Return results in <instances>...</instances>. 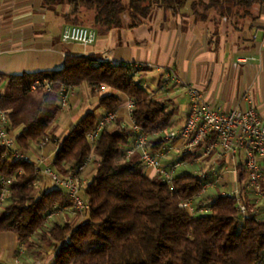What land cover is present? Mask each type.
I'll return each instance as SVG.
<instances>
[{
	"label": "trees",
	"instance_id": "obj_1",
	"mask_svg": "<svg viewBox=\"0 0 264 264\" xmlns=\"http://www.w3.org/2000/svg\"><path fill=\"white\" fill-rule=\"evenodd\" d=\"M48 1L74 5L70 15L73 25H84L87 13L93 12L91 26L98 34L122 27L126 13L130 25L138 26L156 5L173 14L189 7L196 21L218 27L225 19L229 27L241 30L246 19H256L255 7L264 4V0ZM138 68L68 55L60 70L12 76L8 92L0 95V106L12 127L25 126L16 137L17 146L27 150L32 141L49 137L46 130L60 112L56 103L59 89L84 82L113 90L100 99L106 112L117 111L122 103L118 93L133 98L132 118L150 136L170 127L174 111L167 102L151 98L150 90L137 76ZM35 82H50L52 89L39 88L41 94L33 97ZM97 120L93 111L81 117L58 142L50 164L65 174L81 165L90 153L96 157L93 174L82 193L89 207L76 225L46 220L54 208L71 207L69 197L61 188L45 190L35 185V163L8 158L0 147V178L16 176L8 204L0 209V232H14L22 241L47 232L56 248L52 264H257L264 253V220L241 197L219 195L208 214L191 216L180 203L201 192L202 179L182 174L170 189L159 176L149 177L137 156L126 157L131 135L120 119L115 120L113 129H103L92 150L88 134ZM240 202L246 204L247 216L241 214Z\"/></svg>",
	"mask_w": 264,
	"mask_h": 264
},
{
	"label": "crops",
	"instance_id": "obj_2",
	"mask_svg": "<svg viewBox=\"0 0 264 264\" xmlns=\"http://www.w3.org/2000/svg\"><path fill=\"white\" fill-rule=\"evenodd\" d=\"M73 12L74 5L68 3L0 0V95L8 92L12 76L60 70L68 55L91 56L106 58L111 63L141 64L137 76L151 91L163 82L166 72L172 69L183 82L202 91L209 103L221 106L225 111L237 105L248 107L244 95L250 91L254 106L264 118V4L255 7L256 19H246L241 30L229 27L225 19L218 27L196 21L188 7L173 14L156 5L150 16L138 26L132 27L129 15L124 14L122 27L98 34L95 43L84 46L82 50L76 47L78 43L62 40L64 27L73 24L70 17ZM87 17L92 18L93 12H88ZM112 92L108 86L95 91L88 82L70 86L68 106L60 108L58 116L46 130L51 140L44 146L39 141H32L29 148L23 150L29 160L49 166L58 150V142L87 112L93 111L97 117L103 115L106 111L101 107L100 99ZM118 95L122 103L117 109V119L128 129L130 114L123 106L127 96L123 93ZM153 98L167 102L169 109L174 111L172 124L167 130L183 126L190 104L179 85L168 81L166 88L155 93ZM59 101L58 92V105ZM115 124L109 125L110 128L113 129ZM10 127L15 138L25 128L24 125L12 127L11 120ZM150 142L155 151L162 150L163 134L159 132L151 136ZM168 145L170 150L165 152L163 162L167 165L183 162L177 176H198L202 171L208 172L207 180L202 181H209L211 185L192 198L188 214L200 215L203 201L212 203L219 195L238 193L242 202L247 203L260 220H264V176L261 192L247 186L246 174L242 176L245 172L242 153L216 160L214 154L208 157L183 154L182 140L169 142ZM134 156L138 157L137 154ZM260 163L264 167V161ZM145 171L149 177L157 176L152 167L145 168ZM44 179L39 185L47 190L51 186ZM58 209L60 212L50 223L78 224V218L73 216L69 207ZM40 235L22 241L14 232H0V264H33L37 261L52 264L56 248Z\"/></svg>",
	"mask_w": 264,
	"mask_h": 264
},
{
	"label": "built area",
	"instance_id": "obj_3",
	"mask_svg": "<svg viewBox=\"0 0 264 264\" xmlns=\"http://www.w3.org/2000/svg\"><path fill=\"white\" fill-rule=\"evenodd\" d=\"M97 30L93 27L85 25H67L62 31V40L64 42H74L84 46L91 45L97 40ZM98 61L109 62L106 58H99ZM135 67H141V64H133ZM168 81L179 85L189 98V110L182 127L172 129H164L162 150L155 151L150 142L151 136L143 132L132 118V112L135 107L133 98L126 97L123 106L130 114V126L128 132L132 141L126 146V157L131 158L134 154L138 155V159L143 162L145 168L152 167L155 169L157 176L164 181L170 189H173L174 182L177 177L178 168L183 162H175L174 164H165L163 157L165 152L170 150L169 142L182 140L183 154L191 157L210 155L216 156V160L224 159L229 155L243 154L242 164L247 178V186L255 191L261 192V180L264 176V167L260 163L264 161V118L260 116L253 104L252 93L248 91L244 95L247 100L248 107L235 106L229 111H225L221 106H214L208 102L205 95L195 86L185 83L181 80L176 71L169 69L163 79V82L153 91L150 89L151 98L154 94L166 88ZM69 87L63 85L59 89L60 108L68 106ZM105 85H92L95 91H101ZM44 88L51 90L52 84L45 82H35L32 85L33 90ZM118 118L117 111L105 112L98 117L96 125L88 134V138L92 145V150L106 126L111 125ZM49 137H45L39 141L44 146ZM0 147L5 149V156L20 161L29 160L26 152L20 149L16 144V138L11 134L10 120L8 114L0 106ZM96 157L90 153L86 160L76 168H70L68 173H58L49 166H42L35 163V176L37 177L35 185H39L43 178H48L52 187L61 188L69 197L72 206L69 207L74 217L78 218L80 223L85 218V212L88 209V203L82 196L88 180L91 176H86L87 169L95 161ZM214 170V168H211ZM22 170L19 171V174ZM201 179L207 180L208 172L202 171L198 175ZM15 174L3 175L0 178V209L5 206L6 200L10 193V188L15 181ZM211 185L209 181H205L202 194ZM232 195V194H226ZM233 196L241 197L238 193ZM192 199H188L180 203L182 208L186 210L191 207ZM239 209L242 215H248L246 204L240 202ZM211 211V203L203 201L200 208V215L208 214ZM60 209L54 208L47 216L46 220H52ZM56 253V251H55ZM33 264H40L37 261ZM257 264H264V253Z\"/></svg>",
	"mask_w": 264,
	"mask_h": 264
},
{
	"label": "rangeland",
	"instance_id": "obj_4",
	"mask_svg": "<svg viewBox=\"0 0 264 264\" xmlns=\"http://www.w3.org/2000/svg\"><path fill=\"white\" fill-rule=\"evenodd\" d=\"M189 8V7H188ZM189 10H190V8H189ZM190 13H191V11H190ZM93 18V17H92ZM92 18H85L84 19V22L82 23V24H85V25H92ZM76 47L78 48V49H84V45H81V44H76ZM41 92H42V90H37V91H32V93H31V95L34 97V96H38V95H40L41 94ZM96 113H98V112H96ZM94 168H95V163L93 162L92 164H91V166L87 169V171H86V176H92V174H93V171H94ZM185 169H186V167H185ZM187 169H190V167H187ZM184 169H182V171H183ZM179 172V171H178ZM45 182V181H44ZM45 183H49L50 184V186L52 187V183L50 182V181H46ZM40 186V185H39ZM42 187V186H41ZM40 187V188H41ZM6 204H8V201H6V203H5V205ZM49 221H51V220H49ZM72 225H74L73 223H71ZM40 236H45V240H46V242L48 243H50V242H52L51 240L49 241L48 239H49V234L47 233V232H43V233H41V235ZM33 238V237H32ZM36 240H38V238H36Z\"/></svg>",
	"mask_w": 264,
	"mask_h": 264
}]
</instances>
